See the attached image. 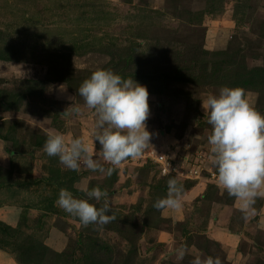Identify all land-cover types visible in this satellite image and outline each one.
<instances>
[{
    "label": "rangeland",
    "instance_id": "rangeland-1",
    "mask_svg": "<svg viewBox=\"0 0 264 264\" xmlns=\"http://www.w3.org/2000/svg\"><path fill=\"white\" fill-rule=\"evenodd\" d=\"M99 68L133 77L149 93L150 144L110 176L69 170L44 152L50 133L91 143L96 117L78 89ZM222 86L242 89L264 115V0H0V180L8 186L0 188V217L13 201L26 211L22 232L5 242L0 236V247L16 264H191L197 254L264 264L256 222L264 195L238 225L231 210L229 231L241 236L237 261L207 235L215 208L230 210L235 199L217 185L208 143L204 101ZM156 154L181 167L183 186L207 181L203 196L187 199L186 189L181 209L155 208L173 176L158 171ZM85 186L107 192L109 223L84 226L57 205L61 188L88 199ZM43 201L47 213L38 210ZM155 232L170 233L171 242Z\"/></svg>",
    "mask_w": 264,
    "mask_h": 264
},
{
    "label": "clouds",
    "instance_id": "clouds-1",
    "mask_svg": "<svg viewBox=\"0 0 264 264\" xmlns=\"http://www.w3.org/2000/svg\"><path fill=\"white\" fill-rule=\"evenodd\" d=\"M78 94L95 113L91 143L80 137L66 138L59 132L50 133L44 152L49 157H58L69 170L79 171L83 167L110 176L116 166L129 157H139L150 144L151 134L146 126L150 114L148 90L133 77L123 78L99 68L81 83ZM204 106L207 123L211 125L208 143L217 171V185L238 200L240 210L247 213L256 198L264 195V115L247 102L242 89L228 86H222L218 94L208 95ZM79 111L78 106L73 107V112ZM177 175L169 178L167 196L158 199L155 208L179 210L183 207V185ZM81 191L88 199L77 198L68 189L61 188L57 205L84 226L104 225L114 218L110 215L105 190L85 186ZM91 199L103 200V206L90 203ZM176 254L183 260L186 247H179ZM191 264H220V261L197 254Z\"/></svg>",
    "mask_w": 264,
    "mask_h": 264
},
{
    "label": "crops",
    "instance_id": "crops-1",
    "mask_svg": "<svg viewBox=\"0 0 264 264\" xmlns=\"http://www.w3.org/2000/svg\"><path fill=\"white\" fill-rule=\"evenodd\" d=\"M206 185H207V181H206ZM206 185H204L203 187H199V186L194 187L193 185L190 184V187H189V189H187L188 191H187L185 197L187 199H193V198L197 199L198 197L199 198L202 197L204 190L206 191V188L208 187ZM10 198H12V197H10ZM11 203L13 206L5 208V209H7L6 213H2V215H5V218L0 217V218H2V219H0V221H1L0 223L10 227L11 229H17V227L21 221V217H22L24 210H21V209L19 210L17 207H14V205L17 204L18 202L13 201ZM33 207H35L37 209L39 206H33ZM232 207L233 208H230V210H228L226 207H225V209L216 207L215 208L216 215H217L216 222H213L211 224L212 227H210V231L208 230V232H207L209 239L219 243L221 245L224 253H226L227 258L229 256L230 260H231V256L233 257L232 259L238 258V254L240 252L238 251V247L236 246V244L241 239V236L238 233L237 234L234 233L236 229H233L232 232L229 231L230 229L232 230V228H230V225H232L231 222H233L232 219H230V213H232L231 210H233L234 214H232V215H234L235 220H237L235 222L236 225H238V222H240V220L242 221V218L244 215V212H242L240 210L238 200L234 199ZM0 209H2V208H0ZM38 210L42 211L41 209H38ZM253 211L254 210L251 209L247 213L250 214ZM260 212L262 215H260V213L256 212L257 227L260 230L264 231V206L261 207ZM25 216H26V214H25ZM240 216H242V217L240 218ZM216 223L218 225H216ZM215 226H217V227H215ZM155 236H156V240L159 239V241H161V243H170L171 242L170 240H171L172 236L170 233L155 232ZM236 261H237V259H236ZM0 264H16L13 261L12 257L10 256V254L3 247H0Z\"/></svg>",
    "mask_w": 264,
    "mask_h": 264
},
{
    "label": "trees",
    "instance_id": "trees-1",
    "mask_svg": "<svg viewBox=\"0 0 264 264\" xmlns=\"http://www.w3.org/2000/svg\"><path fill=\"white\" fill-rule=\"evenodd\" d=\"M163 77H164V75H163ZM146 166V173H147V171H148V173H150L149 172V170L148 169H150V168H152V165L151 164H146L145 165ZM140 169H138V171H139ZM1 171V170H0ZM42 179V178H41ZM36 180V179H35ZM26 182H29V181H26ZM37 182H39L38 180H37ZM12 183H14V182H12ZM23 183V182H22ZM30 183V182H29ZM190 184V183H189ZM11 184H9V186H10ZM7 186V183L4 181V180H0V188H5ZM8 187V186H7ZM190 187V185L188 186H183V190H186V189H188ZM43 204H44V206L42 207V211L44 212V213H47L48 211H49V207L47 206V205H45V202L43 201ZM46 210H48L47 212H46ZM41 211V212H42ZM25 213H26V211L25 212H23V214H22V217H21V221H20V223H19V225L22 223V220H23V218H24V216H25ZM19 225H18V227H19ZM4 227L5 228V232H4V234L3 233H1L0 232V236L4 239V242H5V240L7 239V241L9 240L8 238H10V237H12L13 235V233L15 234V236H18L19 235V233H21L22 231H20L18 228L17 229H11L10 227H8V226H6V225H4V224H1L0 223V227ZM27 241V239H25V242ZM8 243V242H7ZM6 243V244H7Z\"/></svg>",
    "mask_w": 264,
    "mask_h": 264
},
{
    "label": "built area",
    "instance_id": "built-area-1",
    "mask_svg": "<svg viewBox=\"0 0 264 264\" xmlns=\"http://www.w3.org/2000/svg\"><path fill=\"white\" fill-rule=\"evenodd\" d=\"M151 159L156 164L157 169H158V171H160L161 174H164V175H170V174L176 175L178 173L179 168L181 169V167H179L178 164L177 165L169 164L166 161L165 156L156 154V155L151 156ZM176 169H178V170H176ZM172 171H175L176 173L172 172ZM197 173L199 174L198 170H197Z\"/></svg>",
    "mask_w": 264,
    "mask_h": 264
}]
</instances>
